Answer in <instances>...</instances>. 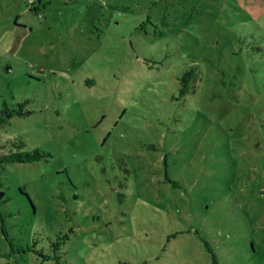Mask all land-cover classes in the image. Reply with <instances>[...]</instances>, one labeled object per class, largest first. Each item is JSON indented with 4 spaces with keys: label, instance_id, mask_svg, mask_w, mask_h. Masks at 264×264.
Instances as JSON below:
<instances>
[{
    "label": "rangeland",
    "instance_id": "obj_1",
    "mask_svg": "<svg viewBox=\"0 0 264 264\" xmlns=\"http://www.w3.org/2000/svg\"><path fill=\"white\" fill-rule=\"evenodd\" d=\"M3 102L0 264H264V0H0Z\"/></svg>",
    "mask_w": 264,
    "mask_h": 264
},
{
    "label": "trees",
    "instance_id": "obj_2",
    "mask_svg": "<svg viewBox=\"0 0 264 264\" xmlns=\"http://www.w3.org/2000/svg\"><path fill=\"white\" fill-rule=\"evenodd\" d=\"M35 1V0H34ZM71 1V0H68ZM177 4H182V1H174ZM68 3V2H67ZM96 5L100 6L97 2H95ZM36 8V7H35ZM194 72L193 70L185 69L179 76V91L181 96H185L189 90H190V81L193 76ZM14 108H10L6 102H3L1 108H0V124L4 123L14 115H23L25 111H23V105L22 103L14 104ZM19 106V107H18ZM46 157V153L42 152L39 148H36L32 151H23V150H10L9 153L6 155L0 157V166L1 163L6 162H32L39 160L41 158ZM5 195L4 190L1 189L0 185V203L3 201V197Z\"/></svg>",
    "mask_w": 264,
    "mask_h": 264
},
{
    "label": "built area",
    "instance_id": "obj_3",
    "mask_svg": "<svg viewBox=\"0 0 264 264\" xmlns=\"http://www.w3.org/2000/svg\"><path fill=\"white\" fill-rule=\"evenodd\" d=\"M31 2H34V0H30Z\"/></svg>",
    "mask_w": 264,
    "mask_h": 264
}]
</instances>
